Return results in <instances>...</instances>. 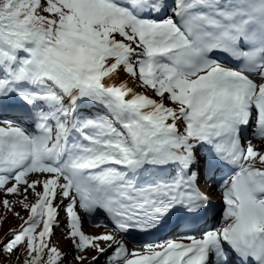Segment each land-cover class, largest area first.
<instances>
[{"label": "bare ground", "instance_id": "1", "mask_svg": "<svg viewBox=\"0 0 264 264\" xmlns=\"http://www.w3.org/2000/svg\"><path fill=\"white\" fill-rule=\"evenodd\" d=\"M118 63L119 62L117 61L113 62L111 59H109L107 61H104L99 68L95 69V82H98L96 84L97 86H99L102 93H104L105 95L108 94L111 97L121 96V105L125 103L132 104V109L127 110L128 114L136 113L138 115L144 116L147 112H151L152 119L150 120L152 122H155L157 120L162 121L163 119L166 124L176 128H180L179 132L181 134L182 140L188 139L189 134L195 133V128L189 126L188 121H184L182 126H179L177 123V120H179V118L185 120L188 117L191 108H193L194 110V107L190 106L189 104L190 101H185V108H182L179 115L173 116L172 113L167 110L165 103L151 100L148 97L147 92L143 91V89L132 79L130 73L126 69L121 67V64L119 65ZM73 72H75V70H73ZM200 110L202 109L200 108ZM189 140L190 139H188V141ZM46 179H48L50 183H53L54 181V178L52 176H48L45 171L33 174L32 178L30 179L31 184L34 185L38 181H40L41 183L38 182L36 187L29 191L30 193H20L19 197L30 202V200L34 198L36 194H38L39 196H42L41 204H46L49 201V196L47 194L49 192V187L46 182L48 180ZM58 197V195L52 196L50 199L51 203H53ZM51 205L52 204H50V207H52ZM56 210L63 211V205H57ZM49 211L51 212V214L49 213ZM53 213H56V211L48 210L45 216L48 217V214L52 216ZM60 233L63 234L62 232ZM84 233L86 234L87 242H84L83 244L87 248H81L83 249V252L81 251V249H78V252L75 253L72 247H66L64 249V253H62L61 255V258L69 255L72 257L71 261L79 262L84 253L93 250L98 256V261H100L106 257L105 254L107 253L108 248L103 246H108V238L112 237V240H117V237L112 233V231L105 227L86 225L84 226L83 234ZM60 241L61 239L57 240L56 245H59ZM101 245H103L101 248L105 249L100 250L99 247ZM97 256L94 259L97 260ZM71 261L66 260L68 264H74Z\"/></svg>", "mask_w": 264, "mask_h": 264}, {"label": "rangeland", "instance_id": "2", "mask_svg": "<svg viewBox=\"0 0 264 264\" xmlns=\"http://www.w3.org/2000/svg\"><path fill=\"white\" fill-rule=\"evenodd\" d=\"M123 42H126L131 47H135L134 44L127 42L126 40H121ZM49 43H46L41 49H47L50 51L55 50L56 48H59L60 50L64 51V46L61 43H56L53 41H48ZM52 43H55L53 45ZM92 44V45H91ZM94 44V45H93ZM99 44L89 40L87 43L83 40H76L74 39L72 42V48L68 51V60L72 62L74 65H80V64H96L99 63L100 59L104 62L103 59V51L98 50L97 47ZM101 51V52H100ZM101 57V58H100ZM131 60V59H130ZM132 59V64H138L140 61V53L136 55L135 60ZM129 61V60H128ZM136 61V62H135ZM130 75L132 76V79H134L140 87L147 93H152L154 91H150L149 88H147L140 80L144 77L143 74L139 71L137 72L136 67H132L130 65L129 68H127ZM163 91V90H162ZM161 91H156V93H160ZM167 92V91H166ZM165 92V93H166ZM155 94V93H154ZM160 99L167 101L168 97H159ZM179 124L182 123L181 120L178 121ZM205 185V184H204ZM36 185L29 184V182L26 185H17L14 189H0V216L2 219V222L5 223V226L7 229L14 230L18 229L23 221L29 217V219L33 218L32 213L37 205L41 203V197L38 194L35 195L34 198L28 202L25 199H22L19 197V194H25L30 193L29 191L34 189ZM41 209L44 210V207L41 206ZM31 227L32 225L29 224ZM39 231V230H37ZM4 237V234L1 235L0 239ZM74 243L73 239H63V241H60V247L65 248V246L72 245L74 249L76 248V245H73ZM93 251H90L86 253L85 256L79 260V262L71 261V258H67V261H71L74 264H89L90 256L93 255ZM53 264V262H52ZM62 264V260H61ZM68 264V263H67Z\"/></svg>", "mask_w": 264, "mask_h": 264}, {"label": "trees", "instance_id": "3", "mask_svg": "<svg viewBox=\"0 0 264 264\" xmlns=\"http://www.w3.org/2000/svg\"><path fill=\"white\" fill-rule=\"evenodd\" d=\"M22 0H0V14H5L7 6L17 7ZM52 12V11H50ZM52 13L55 14L53 11ZM26 247L11 242L10 237L0 243V264H30Z\"/></svg>", "mask_w": 264, "mask_h": 264}]
</instances>
